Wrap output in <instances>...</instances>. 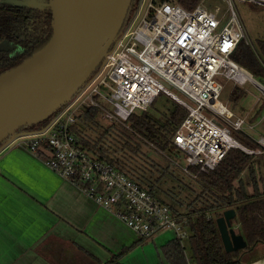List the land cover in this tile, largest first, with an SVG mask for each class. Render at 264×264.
<instances>
[{"label": "built area", "instance_id": "obj_1", "mask_svg": "<svg viewBox=\"0 0 264 264\" xmlns=\"http://www.w3.org/2000/svg\"><path fill=\"white\" fill-rule=\"evenodd\" d=\"M226 1L228 8L217 16L201 2L186 8L175 0H133L127 29L94 77L42 131L16 138L142 238L172 229L183 245L187 216L174 214L116 165L84 147L74 134L77 116L83 108L96 107L102 117L125 124L132 112L147 109L163 92L187 110L172 138L183 152L185 170L213 169L231 147L249 152L232 135L246 120L219 101L220 80L235 86L252 81L263 91L264 86L232 57L241 39L249 42L233 0ZM239 1L264 5V0ZM256 141L264 145L263 136Z\"/></svg>", "mask_w": 264, "mask_h": 264}, {"label": "trees", "instance_id": "obj_2", "mask_svg": "<svg viewBox=\"0 0 264 264\" xmlns=\"http://www.w3.org/2000/svg\"><path fill=\"white\" fill-rule=\"evenodd\" d=\"M175 1L191 8L200 0ZM32 10L19 3L0 2V42L6 39L10 43L17 42L19 46L10 52L0 51V72L16 65L48 41V36L39 39L43 20L33 16ZM36 42L40 44L34 47ZM31 44L33 49L24 51V47ZM257 47L256 50L245 39H241L232 57L253 76L264 78V40L258 41ZM243 95L244 89L236 86L230 92L233 100ZM169 99L170 107L157 118L150 115L147 109H138L130 114L125 124L113 120L100 132L95 129L94 119L99 110L96 107L83 108L77 116L74 134L90 152L113 163L156 196V192L161 190L157 185L169 168H162L145 149L160 153L181 151L172 138L187 113L185 107L171 97ZM244 138L237 140L249 149L260 148L264 161V145L250 136L245 135ZM254 157L255 154L240 147H231L213 169L202 171L191 166V175L200 187L193 199L198 201L199 206H190L188 203L186 209L181 211L168 204L174 214L187 216V242L195 264H243V252L260 243L264 244V188H260L258 183L263 177L258 178L256 175ZM246 170L253 185L251 192L245 188L243 173ZM227 208H233L238 217L239 233L246 241L244 248L226 251L223 246L216 218ZM158 251L171 264H188L184 247L175 237L159 246ZM120 255L116 254L101 264H123L119 260Z\"/></svg>", "mask_w": 264, "mask_h": 264}, {"label": "crops", "instance_id": "obj_3", "mask_svg": "<svg viewBox=\"0 0 264 264\" xmlns=\"http://www.w3.org/2000/svg\"><path fill=\"white\" fill-rule=\"evenodd\" d=\"M261 108L247 114L249 126ZM145 239L22 140L0 150V264H101L116 254L123 264H137L135 253ZM169 239L155 244L158 258V247Z\"/></svg>", "mask_w": 264, "mask_h": 264}, {"label": "water", "instance_id": "obj_4", "mask_svg": "<svg viewBox=\"0 0 264 264\" xmlns=\"http://www.w3.org/2000/svg\"><path fill=\"white\" fill-rule=\"evenodd\" d=\"M31 8L39 3L19 1ZM133 0H50L52 35L38 50L0 73V150L45 128L98 72L130 22ZM7 40L0 51L7 50ZM227 208L216 218L226 251L246 246ZM251 264V263H250Z\"/></svg>", "mask_w": 264, "mask_h": 264}, {"label": "rangeland", "instance_id": "obj_5", "mask_svg": "<svg viewBox=\"0 0 264 264\" xmlns=\"http://www.w3.org/2000/svg\"><path fill=\"white\" fill-rule=\"evenodd\" d=\"M157 2V0H154ZM201 4L215 12L217 16L222 14L228 8L226 0H200ZM233 7L236 11L237 17L243 26V31L246 36V40L257 50V43L260 40H264V5L254 4L251 2H242L239 0H233ZM252 78L264 86V78L253 76ZM222 83V90L219 95V101L226 106L235 116H244L245 123L241 130H233L232 135L239 140L245 139L244 136H250L257 140L260 136H264V91L258 88L252 81H248L241 85L244 89V95L238 99L233 100L230 98V90L232 87L231 81L220 80ZM234 87V86H233ZM173 91L180 96H185L173 88ZM171 105V99L165 94L160 93L155 101L147 107V111L155 118L159 114L165 111ZM260 106L261 112L257 121L252 120L254 126H249V120L246 118L247 114L253 109H257ZM110 108V106H109ZM206 114H210L207 110H204ZM262 117V118H261ZM95 129L100 132L111 121L102 117L101 114L95 116ZM94 126V125H93ZM243 145V144H242ZM144 150V145H142ZM247 148V147H246ZM249 149V148H247ZM147 154L153 158L163 168L168 167L166 175L161 177L157 188L161 189L156 192V196L165 201L167 204L173 205L181 211L186 209L187 204L190 206H199L198 201H194L195 195L200 191L199 184L195 181L191 172L185 170L186 161L183 156V152L175 151L171 152H158L154 149H145ZM249 153L255 154L254 164L255 171L259 179L260 188H264V161L261 155L260 148L249 149ZM156 174V173H155ZM244 181L246 182V190L251 192L253 185L250 181L249 173L246 170L243 173ZM166 191L167 193L163 192ZM231 227L236 232H239V220L237 215L231 219ZM175 236L172 229H160L155 232L151 237H148L139 244V249L136 251L137 264H169L165 259L160 256H156L155 244L163 243L166 239L173 238ZM184 253L188 264H195L192 258L190 248L188 246L187 239L183 241ZM241 249V248H240ZM241 260L243 264H264V244L260 243L254 246L251 250L243 252L241 254ZM161 261V263L159 262ZM163 262V263H162Z\"/></svg>", "mask_w": 264, "mask_h": 264}, {"label": "flooded vegetation", "instance_id": "obj_6", "mask_svg": "<svg viewBox=\"0 0 264 264\" xmlns=\"http://www.w3.org/2000/svg\"><path fill=\"white\" fill-rule=\"evenodd\" d=\"M19 1H26V0H0V2H2V3L9 2L12 4H17V2H19ZM27 1L28 2L32 1V3H39V5H37V7L32 8L33 9L32 10L33 16H36V18L38 20H43L42 28L39 30V35H38L39 39H41V38L43 39L46 36H48L50 38L52 35V11L48 7L50 0H27ZM7 42H8V44H7L8 49L6 51H8V52L19 47L17 42L10 43L8 40H7ZM38 44H40V42H36L34 47L37 46ZM31 49H33L32 44L30 46L27 45L26 47H24V51H26V52L31 50ZM29 56H26V58ZM24 59L25 58H23L21 61H23ZM20 62H18L17 64H19ZM16 65H13V66H16ZM13 66H11V67H13ZM11 67L6 68L5 70H7ZM5 70H3V71H5ZM3 71H1V72H3Z\"/></svg>", "mask_w": 264, "mask_h": 264}]
</instances>
